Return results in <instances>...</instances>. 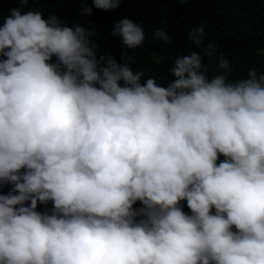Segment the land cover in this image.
Wrapping results in <instances>:
<instances>
[{"label": "clouds", "instance_id": "1", "mask_svg": "<svg viewBox=\"0 0 264 264\" xmlns=\"http://www.w3.org/2000/svg\"><path fill=\"white\" fill-rule=\"evenodd\" d=\"M18 2L0 16V264H264V74L233 80L221 58L209 75L192 51L166 86L143 80L134 56L98 54L91 22ZM111 34L146 38L130 18Z\"/></svg>", "mask_w": 264, "mask_h": 264}, {"label": "trees", "instance_id": "2", "mask_svg": "<svg viewBox=\"0 0 264 264\" xmlns=\"http://www.w3.org/2000/svg\"><path fill=\"white\" fill-rule=\"evenodd\" d=\"M88 4L91 6L92 0ZM14 7H21L18 0H0V16H8ZM80 8V0H31L23 10H38L45 18L55 14L67 26L91 22L88 26L97 33L94 39L99 45V55L120 60L127 52L135 57L131 67L144 72L143 80L154 78L165 86L173 79L168 70L174 60L192 51L204 57L209 75L221 71L218 68L221 58L230 62L233 80L247 78L253 68L264 74V0H122L117 9L93 7L92 14L84 17L78 15ZM123 18L134 20L144 29L146 38L135 49L126 48L119 37L111 34L114 23ZM194 26L204 27L199 45L188 39ZM161 28L167 29L171 44L153 39ZM220 159L224 157L221 155ZM11 188L12 185L6 184L2 191L7 193ZM182 203L184 211L190 214L187 202ZM51 207L50 201L47 205L40 204L38 210L43 212ZM135 207H141L139 201Z\"/></svg>", "mask_w": 264, "mask_h": 264}]
</instances>
